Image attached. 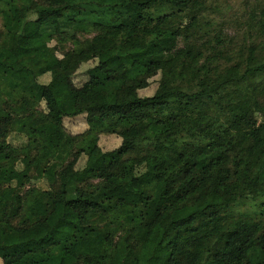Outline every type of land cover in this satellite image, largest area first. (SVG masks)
<instances>
[{"label": "trees", "instance_id": "trees-1", "mask_svg": "<svg viewBox=\"0 0 264 264\" xmlns=\"http://www.w3.org/2000/svg\"><path fill=\"white\" fill-rule=\"evenodd\" d=\"M208 10L0 0L2 264H264V0Z\"/></svg>", "mask_w": 264, "mask_h": 264}, {"label": "rangeland", "instance_id": "rangeland-1", "mask_svg": "<svg viewBox=\"0 0 264 264\" xmlns=\"http://www.w3.org/2000/svg\"><path fill=\"white\" fill-rule=\"evenodd\" d=\"M256 0H206V4L209 8L207 14L215 23L222 24L224 33L229 37L236 36L241 39L242 35L248 29L249 13L253 10ZM19 46H25L24 43H19ZM8 64L17 66V60L11 55H8ZM31 63H37L36 60H30ZM85 77L82 72H79L75 77L76 85H80L84 82ZM154 87L153 84L151 88ZM151 88L144 91V95L150 94ZM65 127L68 132L78 133L82 130L83 124L81 119L76 122H65ZM9 142L14 146H21L26 142L24 136L13 133L9 137ZM39 188L46 189L47 185L44 181L34 182ZM257 203V202H256ZM254 202L240 204L236 209L233 208L236 213L251 212ZM0 264L2 262L0 261Z\"/></svg>", "mask_w": 264, "mask_h": 264}]
</instances>
